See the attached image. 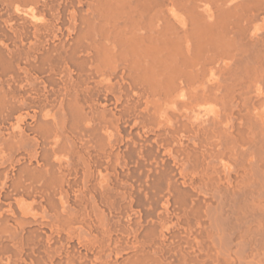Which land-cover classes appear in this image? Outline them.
I'll list each match as a JSON object with an SVG mask.
<instances>
[{"label":"bare ground","instance_id":"1","mask_svg":"<svg viewBox=\"0 0 264 264\" xmlns=\"http://www.w3.org/2000/svg\"><path fill=\"white\" fill-rule=\"evenodd\" d=\"M231 1L0 0V264H264V171L258 164L245 165L257 171L242 170L239 163L256 153L257 163L264 161V147H251L264 145V102L248 101L245 89L237 102L222 101L224 92L237 88L228 85L232 80L227 90L218 85L220 100L209 97L211 90L208 95L190 86L187 90L193 85L187 77L185 92L168 88L170 67L175 68L169 48L179 28L190 26L178 36L186 45L201 36L218 39L217 32L220 40V32L226 36L227 31L218 27L225 22L218 20L216 26L206 20H230L238 10L231 13ZM253 1V6L242 5L264 11V0ZM239 11L240 17L245 14ZM237 20H232L235 26L231 20L232 25L225 24L235 32ZM173 33L176 39L170 40ZM259 34L258 28L248 33L249 40L256 38V61L264 55ZM109 37L117 53L106 48ZM200 50L189 52L206 56L204 63L205 58L198 59L202 70L220 65L221 59L209 57L216 51ZM225 50L217 57L227 56ZM120 55L131 60V67H125L135 74L125 75L145 88L140 95L146 97H134L129 88L113 98L114 93L108 97L100 88L102 78L120 79L121 69L115 66ZM247 61L240 62L241 70ZM238 67H230V73L242 72ZM177 68L171 70L188 73ZM246 69L238 84L246 75L256 78L260 70ZM213 74H206L208 80ZM232 74L226 81L236 78ZM252 130L257 140H251ZM235 133L241 149L233 146ZM86 138L91 162L85 175L80 172L87 181L79 201L69 193L75 185H70V165L88 150ZM252 175L261 180L254 176L250 181ZM74 207H82L81 214Z\"/></svg>","mask_w":264,"mask_h":264},{"label":"crops","instance_id":"2","mask_svg":"<svg viewBox=\"0 0 264 264\" xmlns=\"http://www.w3.org/2000/svg\"><path fill=\"white\" fill-rule=\"evenodd\" d=\"M241 1H243V2H241ZM241 1L238 0V1H237V4H236V3L233 4V6H234V5H235V6H234V7L232 6L233 9L231 10V13H232L233 11H236L235 8H239V9H241V6H242L243 8L241 9V11L244 10V13H245V14H244L243 12H241V11H239V12H241V14L243 13V14L245 15V18H246L247 15H249V16H247L248 19H247V18L245 19L244 17H242V16H244V15H242V16L240 17V14H238V11H237V15H235L236 13L233 12V13H235V14L232 13L229 17L232 16V18H231L230 20H231V21H232V20L235 21V20H237V19H234V18H235L236 16H237L236 18H238V15H239V18H238V20H237V23L240 22L239 24H240L241 26H240L239 24H237V26H238V27L240 26L239 28H240L241 30L244 29L243 31L239 30V28L236 27V28H237L236 30H239L240 32H239V31H236L235 29H234V30H235V32H234L232 29L234 28L233 26H235L236 23L233 22V21H232V22H233L232 24H234V23H235V24H234L233 26H231V28L228 27V25H232V24H231V21H230L229 18H228V16H226V18H228L227 20H226V18H225V20H224V17H219V19H218V17H217L216 19L212 17V18L206 20V22L209 23V24H211L212 20H213V21H216V22H214V23H216V26H219V25L222 24L223 22L226 23V21H227V22L230 21V24L228 23V25H226L225 23H224L225 25H224V24L220 25V27H221V26H226L225 28H222V27L220 28V27H218V29H221V30L223 29V30H222L223 33H225V32L227 31V33H226L225 35L228 37V39L231 40L230 43H228L229 40H228V39L226 38V36H224V34H222L221 32H220V34H221L222 36H221L220 40H219V37H220L219 32L216 33V35L218 34V35L216 36V37H218V39L215 38V39H216V40H215V39H213L214 36H211L212 38L210 37L211 39L209 40L210 43H211V45H212V43H214V45H213V47L215 46L214 49L216 48V45H217L216 43H220L219 46L217 45V46H218V47H217L218 49L215 50L216 53H217V56H220V57H221V55L224 53V51H222V49H223V50L226 49V50H225V55L227 54V56H224V58L222 57L223 59L220 58V57H217L216 55H214L215 57L212 55V54H213L212 52H214V54H216V53H215L214 49H213V51L211 50L213 47H209V44H210V43H209V41L207 40L208 37H206V36H204V37L206 38V40H204L205 38L202 37V36H201L200 38H196L197 41H195V39H194V40L191 39V40H193V42H192L193 44L189 43L188 45H186L184 42H181L180 37H179V39H178V36H181V38L183 37L182 35H184L185 30H187V28H188V30L190 29V28H189V24H187V26H186V23H188V21H187V22L185 21V22H186V23H185V26H186L187 28H186V27H184L183 29H182V28H179V31H180L181 34H179V35L177 36L175 33H173V34L171 35L170 40H175L176 37H177V40H175L176 43H175L174 41H171L172 44H173V42H174L175 44H174V45H171V47L169 46V47H170L169 49L172 48V49H171L172 51L170 50V53H171V55L173 56V58H171V62H174L173 65H175V68H174V69L171 68V67H174V66H171V67H170V74H169V75H170V78H169V83H168V88H169L170 90H172L174 93H178V92H180V91H181V92H183V91L185 92L186 89L188 90L190 87H192V88H194V92H197V93H203V92H204L205 95H206V93H207V95L209 94V92H208L207 90H211L210 92H211L212 95L209 94V97L211 96V97H215V98L218 99L219 96H221V95L223 94V93L221 92L222 90L220 91V88H221L220 86H222V88L225 87V90H227L226 88H228V87L230 86V87H237V88H235V89H236L235 91L233 90L234 88H231L232 90H231V89H228V90H227L228 92H226V93L224 92V89H223L224 94H226V96L224 95L226 98L224 97V98H225V99H224V98H223V95H222V97H220L221 99L223 98L222 101H223V100H224V101H226V100H227V101H230L231 99H232L231 101H233V100L236 101L235 98L237 99L238 94L241 93V95H242V94H244V92H245V95H248V94H249L248 96H250L251 94H254V95L257 96V97H261V96H260V93L257 92L256 88H252L254 84H252V87H250L249 85L251 84V81H252L253 79H254V82H255V83L258 81V82H260V83L262 82L261 84H263V79H264V77H260V74L257 75V73H261V72H262V73H261V74H262L261 76H263V73H264V72H263V71H264V70H263L264 64H261V63L264 62V58H263L264 55L261 54L263 57H261L260 59L258 58V60H257V61H259V64H258V68L260 67V68H259L260 70H259V69L257 68V66H255V64L258 63V62L256 61V59L254 58V57H255V56H254V54H255V53H254V52H255V49H252V47H253V48L255 47V40H256V38L254 37V39H251L252 41L249 40L250 36L248 35V33L250 34L252 31L254 32V30H255L256 28H258L259 31L261 30V34L258 35V36H260V37H258V36H257V37H258V41H259V46H260L261 48L264 46V44L262 43V42H264V36H262V35L264 34V15H263V16H258L257 14H255V13L257 12V11H255V10H256L255 7H254V8H253V7H250V9H249V6H253V5H254V1H253V0H241ZM248 1H249V3H248ZM240 2H241V3H240ZM238 3H240L241 5L239 4V5H240V6H239ZM243 3H244V5L247 3L249 6H243V5H242ZM250 3H251V5H250ZM247 4H246V5H247ZM237 5H238V7H236ZM252 8H253V10H254L255 12L252 10ZM246 10H247V12H246ZM248 10L254 12V14H253L252 16H250V15L252 14V12L250 13V11H248ZM247 13H249V14H247ZM246 14H247V15H246ZM233 16H234V18H233ZM254 16H255V17H254ZM257 17H258V18H257ZM249 18H250V19L252 18V19H251V23H250V19H249ZM255 18H256V19H255ZM220 19H223L224 21H223V20H220ZM240 19H242V20H240ZM243 19H244V20H247V21L249 20V21L246 22V24H245V22H244ZM218 20L220 21V24L217 23ZM228 20H229V21H228ZM239 20H240V21H239ZM219 21H218V22H219ZM221 21H222V22H221ZM253 21H255V22H253ZM214 23L212 22V24H214ZM248 23H250L249 26H248ZM218 24H219V25H218ZM200 25H202V24H200ZM214 25H215V24H214ZM245 25H246V27H248V28H247L248 31H247V29H245ZM243 26H244V27H243ZM232 27H233V28H232ZM242 27H243V28H242ZM185 28H186V29H185ZM227 28H228V29H227ZM184 29H185V30H184ZM224 29H225V30H224ZM226 29H227V30H226ZM221 30H219V31H221ZM231 30H232L234 33L237 32L236 34H240V37H239V35L237 36V35L234 34V33H233V34H234V35H233L232 32L230 33ZM224 31H225V32H224ZM186 32H187V31H186ZM246 32H247V33H246ZM182 33H183V34H182ZM228 33H229V34H228ZM242 33H244V34H242ZM174 34L176 35V37L174 36ZM241 34L244 35V37L246 38V40L251 41V42H248V43H252V42H254V44L252 43V44H251L252 46H250V44H247V43H246L247 41L245 40V38H244L243 36H241ZM246 34H247V35H246ZM245 35H246V36H245ZM230 36L236 39L235 42H236L237 40L239 41V42H236V43H239V44H237V47H238V48H237L236 46H233L232 43L234 42V39L231 38ZM173 37H174V38H173ZM229 37H230V38H229ZM238 37H239V38H238ZM241 37H242L244 40H243ZM247 37H248V39H247ZM202 38H203V39H202ZM240 38L244 41V44H243V42L241 41ZM198 39H199L200 41H199ZM201 39H202V41H201ZM208 39H209V38H208ZM221 39H222V40H221ZM259 39H260V40H259ZM170 40H169V43H170ZM183 40H184V39H183ZM183 40H182V41H183ZM213 40H214V42H213ZM223 40H224V41H223ZM226 40H227V41H226ZM194 41H195V42H194ZM207 41H208V42H207ZM211 41H212V42H211ZM216 41H217V42H216ZM222 41H223L224 44H222ZM261 41H262V42H261ZM177 42H178V43L181 42V43L179 44V45H180L179 48H178V45H176ZM199 42H201V44H200L201 46H200L199 44L197 45V43H199ZM202 42H205V43L202 44ZM215 42H216V43H215ZM240 42H242V43H240ZM171 43H170V44H171ZM182 43H183V45L181 46ZM236 43H234V45H236ZM170 44H169V45H170ZM194 44H196L197 46H200L201 48H198V49L196 48V49H195V47H197V46L194 45ZM215 44H216V45H215ZM227 44H228V45H227ZM242 44H243V45H242ZM189 45H191V47H190ZM193 45H194V46H193ZM207 45H208V46H207ZM220 45H221V48H220ZM222 45H224V47H222ZM244 45H245V46H244ZM248 45H249V46L251 47V49L254 50V51H251V49H250V47H249ZM172 46H173V47H172ZM188 46H189V47H188ZM206 46H207V49H206ZM229 46H231L232 48L235 47V48H233L234 50L231 49V48L228 49ZM239 46H241V47L244 46L245 49L247 48L246 50L243 48L244 50H242V51H243L244 53L241 52V49H242V48H239ZM246 46H247V47H246ZM192 47H194V48H193L194 50H199V49H201V50H200L201 52H203V51H205V50H206V51L209 50L208 52H211V53H212L211 55H209L210 58L212 57V58H215L216 60H217L218 58L221 59V61H220V65L218 66V67H220V68L217 67V68H214V70H213V69H211V67H208V68H210V69H204L205 71L202 70L203 68L200 67L201 64H202V63H201V62H202V59H200L201 61L198 60V59L200 58V56L203 58L204 55H203V56H202V54L199 55V58H197L198 55L195 57V56L192 54V52H193ZM208 47H209L210 49H208ZM173 48H174L175 51H176V50H179V51H176L177 53H175V51H173ZM176 48H177V49H176ZM188 48H189V50H188ZM204 48H205V49H204ZM248 48H249V49H248ZM263 48H264V47H263ZM180 49H181V50H180ZM219 49H221V52H219V51H220ZM236 49H238V51H237ZM191 50H192V52L190 53L189 51H191ZM218 50H219V51H218ZM232 50H233V52H232ZM187 51H188V53H189L190 55L187 54ZM184 52H185V53H184ZM218 52H219V54L221 53V55H219ZM238 52H239V55H237ZM245 52H246V53H245ZM116 53H117V52H116ZM262 53H263V52H262ZM181 54H182V55H181ZM191 54H192V55H191ZM242 54H243V55H242ZM245 54L248 55L249 58L245 56V58L243 59V56H244ZM223 55H224V54H223ZM229 55H230V56H229ZM231 55H233V57L235 56L236 58H238L237 56L242 57V58H240L241 61H240V59H238V60L241 62V64H242V60H243V64H246V60H248V61H249V59L252 60L251 56H253V59L255 60V62H254L253 60H252V62L249 61V62H250L249 65H248L247 67L243 65V66H244V67H243L244 70H243V69L241 70L242 65L240 64L239 61H236V58H235V57L233 58ZM249 55H250V56H249ZM172 56H171V57H172ZM174 56H175V57H174ZM181 56H182V58H181ZM120 57H121V59H120V63H123V62H125V63H129V61H131V60H127L128 57H127L126 55H125V56H124V55H120ZM123 57H124V58H123ZM176 57H177L178 61H176ZM225 57L228 58V59H226ZM174 58H175V60H174ZM204 58H205V59H204ZM204 58H203V59H204L203 63L207 60L206 56H205ZM247 58H248V59H247ZM262 58H263V60H262ZM181 59H182V60H181ZM224 59H225V60H224ZM123 60H124V61H123ZM173 60H174V61H173ZM228 60H229V61H228ZM244 60H245V62H244ZM179 61H181V62H180L179 65H178V62H179ZM182 61H184L183 63H185L186 65H183V64H182ZM198 61H200V62H198ZM217 61H218V60H217ZM248 61H247V63H248ZM262 61H263V62H262ZM232 62H233V65H232ZM235 62H237V65H238V66H241V67H240V71H242V72H239V73H240V74H239V73L235 70V72L238 73V74H237V73H233V72H234V71H233L232 73H233V74H237L238 77H237V75H236V78H235V76H234V77H232L231 79H228V80L226 81V79H227L228 77H231L230 74H232V73H230V72L232 71V70H231L232 68H238V69H239L238 66H237V67L235 66V65H236ZM199 63H201V64H199ZM218 63H219V61H218ZM238 63H239V64H238ZM253 63H254V66H255V67H254L255 71H256V70H259V72L256 71V72H257V73H256L255 71H253V70H254V69H253V65H252ZM176 64H177V66H179L178 68H177ZM180 64H181V65H180ZM234 64H235V65H234ZM260 64H261V65H260ZM171 65H172V63H171ZM182 65H183V66H182ZM202 65H203V64H202ZM227 65H228V67H227ZM230 65H231V66H230ZM256 65H257V64H256ZM185 66H188L189 69L185 68ZM249 66H250V67H249ZM180 67H181V68H180ZM183 67H184V69H183ZM230 67H231V69H229ZM251 67H252V68H251ZM176 68H177V70H178V69H179V70H181V69L184 70L185 73H186V71H187L188 73H187L186 75H188V76L184 75V73H183V74H180L181 71H178L179 74H178V72H176L177 74H175V73H174L175 71H173V70H176ZM200 68H201V69H200ZM245 68H248V69L251 68V69H253V70H250V69H249V71L254 72V74L256 73L255 75H256L257 77L259 76L258 79L261 78L262 80L260 79V80H257V81H256V78H257V77H256V78H252V76H253V74H251L252 72H249V71H248V72H249V75H250V74L252 75V76L250 75L251 78H252V80H250L251 78H249V77H248V79H247V75H246L243 79H246L247 82H246L245 80H244V82H243V81L240 82V84L242 85V88H243V89H242V88L240 87L241 85L238 84V83H239L238 81L240 80V78H242V77L245 75V73H246V71H247V69L245 70ZM256 68H257V69H256ZM171 69H173V70H171ZM190 69H191V70H190ZM217 69H218V70H217ZM220 69H221V70L223 69L224 71H221ZM238 69H237V70H238ZM188 70H189V71H188ZM210 70H211V71H210ZM219 70H220L222 73H220ZM229 70H231V71H229ZM233 70H234V69H233ZM171 71H172L173 73H172ZM191 71H192V73H193V72H194V73L192 74ZM200 71H201V72L203 71V75L201 74ZM214 71H216L215 74H213ZM228 71H229V72H228ZM182 72H183V71H182ZM204 72H205V74H204ZM217 72H218V73H217ZM244 72H245V73H244ZM248 72H247V74H248ZM209 73H212V74H213V77H212L210 80H208V76H207ZM241 73H243V74H241ZM131 74H135V73H131ZM189 74H191V76L193 75V76H192L193 78L190 77ZM194 74H195V75H194ZM206 74H207V75H206ZM216 74H217V75H216ZM218 74H222V75H220V76H222V78H223L224 81H221L220 76H219ZM228 74H229L230 76H228ZM233 74H232V76H233ZM179 75H180V76L182 75V76L176 78V76H179ZM196 75H197V76H196ZM205 75H206L207 77H206ZM223 75H224L225 79H224ZM240 75H241V76H240ZM242 75H243V76H242ZM134 76H135V75H133V77H134ZM173 76H174V77H173ZM198 76H199V77H198ZM201 76H202V77H201ZM203 76H204V77H203ZM122 77H123V76L120 75V79H121V80H122ZM184 77H185V78L187 77V79L190 80L189 82L191 83V81H192V84H193L192 86H191L190 84L187 86L188 80L185 79L186 86H187L186 89H185V88L183 89V86L185 87V82L183 81V80H184V79H183ZM194 77H195V78H194ZM197 77H198V78H197ZM172 78H176L175 80H176V82H178V83H176L175 80L172 79ZM191 78H192V80H191ZM217 78H218V81H217ZM234 78H235V80H234ZM177 79H178V80H177ZM196 79H197L198 81H196ZM199 79H200V80H199ZM236 79H239V80L236 81ZM186 80H187V81H186ZM219 80H220V82H219ZM231 80H232V81H231ZM193 81H194V82H193ZM212 81H213V83H212ZM225 81H226V83H224V84L222 85L221 83H223V82H225ZM229 81H231V82L228 84L227 82H229ZM240 81H241V80H240ZM249 81H250V82H249ZM136 82H137V81H136ZM173 82H174V83H173ZM182 82H183V83H182ZM196 82H197V83H196ZM137 83H139V82H137ZM140 83H141V82H140ZM175 83H176L177 86L175 85ZM181 83H182L183 85H182ZM202 83H203V84H202ZM235 83H236V84H235ZM244 83H246V84H244ZM212 84H213L214 86H213ZM227 84H228L229 86H228ZM232 84H233V86H232ZM247 84H248V85H247ZM172 85H173V86H172ZM218 85H220V86H219L220 88L218 87ZM226 85H227V86H226ZM246 85H247V86H246ZM189 86H190V87H189ZM212 86H213V87H212ZM216 86H217V88H215ZM245 86H246L247 88H246ZM248 86H249L250 89L252 88L253 90L251 89V91H249ZM173 87H174V89H173ZM176 87H178L177 90H176ZM230 87H229V88H230ZM142 88H143V87H142ZM205 88H206V90H205ZM207 88H208V89H207ZM213 88H214L215 90H213ZM218 88H219V89H218ZM222 88H221V89H222ZM144 89H145V88H144ZM244 89H245V91H244ZM182 90H183V91H182ZM212 90H213V91H212ZM229 90H230V92L232 91L231 93H232L233 96L231 95V93H229ZM206 91H207V92H206ZM233 91H234V92H233ZM243 91H244V92H243ZM248 91H249V93H248ZM217 92H218V93L220 92L219 94H221V95H219ZM235 92H236L237 94H235ZM242 92H243V93H242ZM251 92H252V93H251ZM227 93H229L228 96H227ZM250 93H251V94H250ZM217 94H218V95H217ZM229 95H231V96L229 97ZM236 95H237V96H236ZM239 95H240V94H239ZM228 97L230 98L229 100L227 99ZM231 97H232V98H231ZM179 98H181V97H179ZM220 98H219V100H220ZM249 100H251V99H248V101H249ZM227 101H226V102H227ZM246 101H247V100H246ZM236 102H237V101H236Z\"/></svg>","mask_w":264,"mask_h":264},{"label":"rangeland","instance_id":"3","mask_svg":"<svg viewBox=\"0 0 264 264\" xmlns=\"http://www.w3.org/2000/svg\"><path fill=\"white\" fill-rule=\"evenodd\" d=\"M235 1H238V0H234V1L232 0L231 3H232V4H235V3H236ZM236 4H237V3H236ZM237 9H238L237 11H239V8H237ZM235 10H236V9H235ZM237 11H236V14H237ZM256 11H257L256 14H257L258 16H260V14H261V16L264 15V13H263L264 11H263L262 9H256ZM259 11H260V12H259ZM261 11H263V12H261ZM262 14H263V15H262ZM107 24H109L108 27H109V26H113V25H112V24H113L112 22L107 23ZM189 27H190V26H189ZM120 28H122V25H121ZM125 32H126V30H124V33H123V34H124L125 36H128V34H125ZM124 35H123V36H124ZM114 41H115V39L109 37V39L106 40V48L108 49V48L110 47V49H108L109 51H113V52L116 51V52H118V51H117V48H116V45L114 44ZM110 42H111L112 44H111ZM92 47H93V45H92ZM123 63H124V64H123ZM123 63H120V62H119L118 64L115 65L118 69H121V71H120V73H119V76H120V75L123 76V77H122V80H121V79H117V81H116V79L114 80L113 78H111V79H112V81H111V79L108 78V77H105V79L102 78V80H100V82H99L100 88H101V87H102V89L104 88L102 91L105 93V95L107 94L108 97H110V96L114 93L113 96H112V97L114 98V97H117L118 95H120L119 97H122V96L124 95L125 92H129L130 89H131L132 91H130V94H133L134 97H135V96H136V98L146 97V96H141V95H140V93L144 90V89L142 90L141 85H140L139 83H137V85H135V84H134L135 81H133L132 79H130L129 76L126 77V75H125V74H127V75L130 74L128 71H129V68L131 67V64H130V63H125V62H123ZM125 64H126L127 66H126ZM91 66H93V68H92V67H91V68L94 70L95 67H94L93 63L91 64ZM125 66H126V67H129V68L126 69ZM123 67H125V68H123ZM132 68H133V67H132ZM124 72H126V73H124ZM123 73H124V75H123ZM130 75H131V74H130ZM124 78H126L127 80L129 79V80L127 81V80H125ZM109 79H110V81H109ZM97 81H98V79H97ZM103 81H107V82H106L107 84H106V83H103ZM108 81H109V82H108ZM115 81H116V82H115ZM113 82H114V83H113ZM128 82H129V83H128ZM132 82H134V83H132ZM115 83H117V85L120 86V88H119ZM119 83H120V84H119ZM259 83H260V82H258V84H259ZM113 84H114L115 86H117L118 89H117V88H113V86H114ZM256 84H257V82L255 83V85L253 86V88H256V89H257V92L260 91L259 93H260V95H261L262 97H257V96H255V95L252 94V97L250 96V98H249V96L246 95L247 100H248V99H253V100L255 101V103H256V101H257V103H256L255 105L261 103V100H262V102H264V95H262V94L264 93V86H263L264 84H260V85H258V84L256 85ZM125 85H126V86H125ZM128 85H129V87H127ZM109 86H110L111 88H110ZM258 86H260V87H258ZM106 87H107V88H106ZM139 87H140L141 89H140ZM109 88H110V89H109ZM129 88H130V89H129ZM261 88H262V89H261ZM107 89H109V90L113 89V91L116 89V91H114V92L112 91V93H111V91L109 92V90L107 91ZM120 89L122 90L123 93L121 92ZM123 89H124V90H123ZM125 89H126V90H125ZM127 89H128V90H127ZM135 89H136V90H135ZM138 89H139L140 91H139ZM260 89H261V90H260ZM107 92H108V93H107ZM119 92H120V94H119ZM261 92H262V93H261ZM110 93H111V94H110ZM122 94H123V95H122ZM138 94H139V96H138ZM114 95H116V96H114ZM242 96H244V95H242ZM242 96L240 95V97H242ZM238 97H239V96H238ZM240 97H239V98H240ZM117 98H118V97H117ZM239 98H237V100H238ZM255 99H256V100H255ZM237 100H236V101H237ZM244 100H245V97H243L242 100L240 99V101H244ZM238 102H239V101H238ZM254 132H255V131H254ZM235 134H236V133H235ZM255 135H256L255 133L253 134V130L250 131L249 136L251 137V140H257V139H255V138H256ZM254 136H255V137H254ZM233 137H234V139H236V138L238 139L237 134H236V136H234V134H233ZM89 139H90V138H89ZM89 139L86 138V140L89 141V142L87 143V149H88V150H86L85 152L82 153L83 156H82V158H80V160L77 159V160H75V161L70 165V169H71V170H70V173H71L70 178H71V179L69 178V181L72 182V184H70V183H69V184H70V185H74V183H75V185H74L75 187H74V186H69V188H70V189H69V190H70L69 193H70L71 196H73V198H75V199H79V201H80V198H82L83 196H85V193H84V192H85V190H86V181H87V180H86V177L83 176L82 174H84L86 168L88 167L89 163L91 162V161H89V160H91V152H90V151H91V150H90V149H91V142H90ZM237 139H236V140H237ZM238 142H239V140H237V141L235 142L236 145L234 144L233 146H234V147H235V146H236V147L239 146V147H237V149H241V148H243L242 144H241L240 142H239V143H238ZM251 145H252V144H251ZM259 145H260V146H259ZM253 146H255L256 148H257V147H262V148L264 147V145L262 146L261 144H253L251 147L253 148ZM244 148H245V147H244ZM89 150H90V151H89ZM86 152H88V155H89L90 158L88 157L87 154H86L87 156H85V153H86ZM250 153H252V152H250ZM253 153H255V151H253ZM253 153L250 154L249 156H250V157H251V156H254L255 154L253 155ZM257 155H258V154L256 153V156H254V158H255V157L257 158ZM83 158H85L88 162L86 163V160H85V159H84L85 161H84V160L81 161ZM254 158H253V157H251V158L247 157V159H245V160H241V161H239V163L244 164V166H243L242 168H244L245 165L248 166V165H251V164H253V165H257V164H258V166L263 167L262 164H263L264 161H258L259 163H257L256 160H258V159H254ZM253 159H254V160H253ZM252 160H253L254 162H253ZM261 160H263V159H261ZM80 161H81V162H80ZM251 161H252V162H251ZM77 162H78V163H77ZM79 162H80V163H79ZM87 164H88V165H87ZM247 164H248V165H247ZM259 164H261V165H259ZM77 165H78L79 167H77ZM84 165H85V168H84ZM86 165H87V167H86ZM253 165H252V166H253ZM252 166H251V167H252ZM251 167H248V168L245 167V168H246L247 170L249 169V172H250V168H251ZM260 167L258 168V170L261 169L262 171H264V170H263L264 167H263V168H260ZM83 168H84V169H83ZM245 168L242 169V170H246ZM76 169H77V170L80 169V170L77 171ZM83 170H84V171H83ZM252 170H253V171H257L256 167H255V168L252 167V168H251V172H252ZM81 171H82V172H81ZM80 172H81L82 174H81ZM245 172H246V171H245ZM247 172H248V171H247ZM84 175H85V174H84ZM254 176H255V175H252V176H249V177H248V176H245L244 179H246V178L248 177L250 181H254V180H255V177H256V179H257V178H258V179L260 178V176H255V177H254ZM74 177H75V178H74ZM83 177H85V178H83ZM261 178H264V177H261ZM261 178H260V180H261ZM258 179H257V180H258ZM246 180H248V179H246ZM73 181H74V182H73ZM77 186H78L79 188H78ZM72 187H73V188H72ZM80 187H81V188H80ZM72 189H74V190L76 189V192L73 191ZM79 189H80V190H79ZM78 191H79V192H80V191L83 192V194L80 192V195L82 194V196L79 195V192H78ZM77 193H78V194H77ZM75 196H77L78 198L75 197ZM79 197H80V198H79ZM81 206L83 207L84 204H82ZM82 207H80L81 211L79 212V214H81V212L83 211V210H82ZM74 209H75V211H77V212L80 210L78 207H77V208L74 207ZM76 209H77V210H76ZM78 209H79V210H78ZM75 213H76V212H75Z\"/></svg>","mask_w":264,"mask_h":264}]
</instances>
